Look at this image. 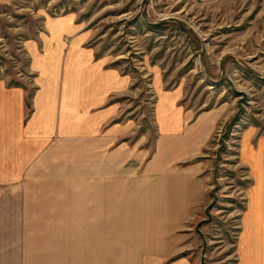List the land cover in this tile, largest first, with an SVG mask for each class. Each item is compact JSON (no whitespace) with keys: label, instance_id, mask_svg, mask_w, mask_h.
I'll return each instance as SVG.
<instances>
[{"label":"rangeland","instance_id":"374dc122","mask_svg":"<svg viewBox=\"0 0 264 264\" xmlns=\"http://www.w3.org/2000/svg\"><path fill=\"white\" fill-rule=\"evenodd\" d=\"M62 98L80 109V179L58 194L56 179L32 187L26 241L84 245L107 223L114 255L103 264H264V0H0L11 138L34 115L47 127ZM184 115L197 129L178 146L162 126ZM201 130L209 137L196 141ZM109 136L110 178L94 169ZM203 188L205 198L193 191ZM186 197L198 199L192 210Z\"/></svg>","mask_w":264,"mask_h":264},{"label":"crops","instance_id":"0c3cea01","mask_svg":"<svg viewBox=\"0 0 264 264\" xmlns=\"http://www.w3.org/2000/svg\"><path fill=\"white\" fill-rule=\"evenodd\" d=\"M67 89L69 90L70 87ZM68 95L70 96V94ZM72 99V104H74L75 92L72 93ZM61 102L62 104L59 106L57 113L56 109L53 111L52 107H49V121L51 123L47 127L42 123L38 115H34L30 121V132H27L23 136L20 133L15 138H11L9 135L10 131L8 129L12 124L0 115V159L4 160L0 164V185L5 187L0 196V264H81V254L88 257L89 261L84 262L85 264H92L95 260H98V262H95L98 264L108 263L113 258V245L109 236L111 228L107 227V223H105L102 233L103 240L85 242L84 245L75 241L64 242L56 240L40 242L25 240L28 234H33V226L28 224V220L26 222L28 210L32 208V206H29V203L30 201L37 200V198L32 197L34 190L32 187L41 184L43 179H56L57 181L51 184H55L57 187L58 185L62 186L59 189L57 188V191L54 193L58 194L65 191L62 184L69 185V181L64 182L65 179H72L73 182H75V179L79 182L80 179V137H85L81 134L80 109L78 107L76 110V114H78L76 118L75 106L70 107L68 99L62 98ZM161 112L162 114L164 113L163 108H160V114ZM71 113L73 119L70 127L67 125L70 123V120L66 115H70ZM173 114L178 115V111H174ZM157 119L161 125V118L158 117ZM199 120L203 122L208 121L209 127H212L214 122L212 117H202ZM182 122L183 126L180 122L179 125L173 122L169 125V128L162 126L165 129V133L168 134L166 135L162 132L164 137L169 138V140H172L178 146L185 142V138L192 136L197 129V126L194 125L186 131L188 119L185 115ZM207 130H201L200 136L196 141L207 140L209 137ZM178 135L181 137L180 141L175 139ZM104 138L107 139V136ZM10 145L18 148L9 150L8 147ZM30 145L33 148L35 147L36 150L34 151L32 148L27 153V149H29L27 146ZM110 146L111 137L109 136V145L105 143V149L101 152L104 153V165L97 166L94 164L95 170H99L101 173L100 169H103L104 175L106 176L107 173L109 178L112 176V165L111 162H106L105 154L107 147ZM65 153H72L71 161H66V158L61 156V154ZM21 154L23 156H20ZM40 155L48 157V161L42 166L35 167V165L31 164V161L37 160ZM56 158L59 160L56 161ZM22 162L24 167H21ZM185 174L192 177L194 182H197L199 186H202V180L199 181L197 179L199 169L186 170ZM19 175L22 180L14 182L16 181L14 178L19 177ZM169 179H176V181H171L174 185L175 183L182 182V178L176 175H172ZM108 183L110 186L112 181H108ZM106 188L107 185L104 182L101 188H99L100 194L103 191L104 194H107ZM109 189L111 195V187ZM193 191H197L199 197L201 192V198H205L206 196L204 188L202 191L201 189H193ZM170 192L172 193L174 190L171 189L168 193ZM111 198L109 201H111ZM196 201L198 202L196 197L192 200L186 197V200H183L186 203L190 202L191 210ZM183 212L182 214L188 213Z\"/></svg>","mask_w":264,"mask_h":264}]
</instances>
